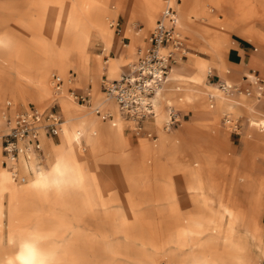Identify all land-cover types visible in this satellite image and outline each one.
Wrapping results in <instances>:
<instances>
[{
  "label": "bare ground",
  "instance_id": "obj_1",
  "mask_svg": "<svg viewBox=\"0 0 264 264\" xmlns=\"http://www.w3.org/2000/svg\"><path fill=\"white\" fill-rule=\"evenodd\" d=\"M110 1L34 0L35 13L13 20L0 19V107L6 98L15 108H30L33 102L42 109L57 101L64 116L61 142L55 143L52 136L41 132L43 156L48 155V163L41 168H35V151L22 149L15 158H7L12 171L3 165L0 153V231L5 195L10 201V221L16 205L24 209L32 205L36 215L18 239L10 238L9 242L17 248L1 251L0 264H82L75 260L85 256L73 247L79 234L72 224L78 219L77 203H83L87 210L98 205L115 222L112 232L102 240H112L110 236L119 234L126 240H148L142 258L133 257L137 264H264V175H257L254 170L257 158L264 160V116L247 94L236 92L240 95L236 97L208 82L213 69L217 73L226 69L231 35L250 32L252 16L264 23V0H241L238 5L234 2L232 20L227 19L228 7L221 0H170L177 11L176 33L181 28L194 44L210 53H224L225 57L223 62H210L191 53L181 68L171 67L164 82L168 84L159 87L153 96L156 108L159 99L164 98L180 110L206 114L200 122L195 117L185 121L184 131L192 137L186 140L177 129L171 133L163 129L167 114L157 111L154 120L158 138L153 142L145 138L139 141L143 160L133 167L136 176L127 181L138 182L147 194L166 202L170 238L161 245L155 241L159 237L157 226L142 225L136 214L138 197L129 191H114L118 180L111 164L116 159L131 160L125 129L132 121L124 118L114 101L105 98L100 83L104 74L117 79L127 70L124 65L138 45L147 43L144 35L155 24L165 2L136 0L121 37L130 42L117 46L112 21L117 22L125 7L122 0H117L115 6ZM206 5L210 6L209 11L204 9ZM137 16L145 28H132L131 22ZM96 38L104 44L103 52L108 54L105 60L90 53ZM122 47L128 48L124 51ZM70 67L77 71L75 81L71 79ZM188 67L193 69L191 73L187 72ZM52 76L65 79L60 90ZM181 78V85L175 82ZM89 82L97 96L101 94L95 102L100 113L94 106L77 103L73 98L70 84L83 86ZM92 95L94 98V92ZM241 96L246 99L240 100ZM106 113H111L112 119L105 117ZM233 113L246 117L245 130L238 131L245 139L239 153L231 151L230 130L220 129L221 115L232 117ZM201 133L205 140L193 139ZM30 167L34 176L29 180L13 177L18 170L23 179ZM249 193L251 213L244 202ZM114 207L118 208L115 212ZM68 209L76 214L68 217ZM51 213L52 223L46 225L43 215ZM57 213L61 216L56 217ZM67 231L72 238H66ZM249 240H256L262 262L251 255ZM104 243L109 254H124V243Z\"/></svg>",
  "mask_w": 264,
  "mask_h": 264
},
{
  "label": "rangeland",
  "instance_id": "obj_2",
  "mask_svg": "<svg viewBox=\"0 0 264 264\" xmlns=\"http://www.w3.org/2000/svg\"><path fill=\"white\" fill-rule=\"evenodd\" d=\"M122 1L124 2L125 9L119 12L118 17H117V22L115 20L112 21L113 22L112 27L115 28L114 43L117 46L120 42L121 44L130 42L129 38H121V37L130 19L129 18V16L131 15L130 11L133 5L136 3V0H122ZM116 2L117 0H111L110 1L111 6H115ZM234 2L237 3L238 5L240 4L241 0H221L222 5L225 7H228V13L226 14V16H227V19L229 20H232L234 17L233 6H232L234 5L233 4ZM35 4L36 2H34V0H0V19L13 20L15 18L21 17L22 14L35 13L37 11V8H36L37 6ZM204 9L209 11L210 6L206 5ZM219 16L224 18L223 14H220ZM249 21L253 22L250 32H247V33L245 32L244 34L233 33L230 38L229 48L231 46L233 37L243 38L249 41L254 47H256L258 49L257 52L264 54V23L261 20L256 19V17L254 16H252ZM154 25H152V27L148 30V33L144 35L146 42H147V39L150 33L153 30ZM131 26L134 30H140L141 28L146 27L144 21L139 16H137L136 18L132 20ZM180 31H179L180 33H176V34H179V39L184 43V47L186 49H185V53L183 54V58H179L178 64H175L172 67L181 68L184 62H188L191 53L207 58L210 62H213V61L223 62V59L225 57L224 53H217V54L212 53V52L210 53V51L205 49V47L194 44L192 41H190V36L188 35V33L183 32L181 28H180ZM146 46H147V43H144L143 45H138L136 47L134 51V56L126 62V64L124 65V70L126 69L127 64L132 63L137 60L138 55H139V50L140 49L144 50ZM103 48H104V44L102 40L100 38H96L94 40L93 46L90 48V53L93 57L98 56L101 58V60H105L108 58V54L104 53L105 51L103 52ZM127 48L128 47H124V48L122 47L121 50L126 51ZM168 49L169 48H165L163 49V51L165 52ZM114 53H115L114 51L111 52L112 55H115ZM179 57H181V54L179 55ZM225 66L229 67L228 64H225ZM69 70H70V73H73V75L77 73V71L73 67H70ZM192 71L193 69L191 67L187 68V72L191 73ZM53 74L57 75L58 72L54 70ZM73 75H72V78H73ZM52 78L54 79L53 76ZM175 82L181 85V82H184V81L181 78L180 80H177ZM208 82L211 84V82L209 81V78H208ZM88 84H91L93 87L94 98L92 100L93 103L91 105L95 107V102L98 98L101 97V94L97 96L96 90L93 84L91 82H89ZM167 84L168 82L163 85H167ZM81 85L78 84L79 87L87 86V84L83 86ZM70 86L71 87L77 86V84L76 83L75 85L70 84ZM237 96H240V95H236V97ZM249 98L253 102H255L254 98H251L250 96H248V99ZM163 99H159L156 112L162 111L164 112V114H167L169 106H172L179 113V116H180V125L174 129L172 128L166 131L168 133L169 132L171 133L172 131L177 129L180 133H182V135L184 136L186 140H191L192 137L188 136L187 133L184 131L185 126H186L185 121L191 120L195 117V119L200 122L205 119L206 117L205 112L192 111V110H180L175 104L170 105L168 102L165 101L166 99L164 100ZM245 99L246 97L244 96L240 97V100L242 101ZM29 106H35L38 108V105H36L33 102H31ZM22 109H28V108L22 105L15 108L10 98H6L4 105L0 107V153H1V157L3 161L8 160L7 158L3 156L4 153H3V149L1 145V135L3 132H5L4 115L13 114L14 112L22 110ZM89 109H92V108L90 107ZM39 110L42 112H49V111L57 112L61 116V122L64 121V116L61 112L60 104L57 101H55L51 105L45 106L42 109L40 108ZM258 110L260 111V115L264 116V112L259 107H258ZM2 112H4L3 116H2ZM124 118L128 119L125 116ZM223 118L224 116L221 115L220 129H221V132H229L228 130H230V140H231L230 146H231L232 153L242 152L244 149V145H245L244 144L245 139H244L243 134L238 133V131L242 132L245 130L246 117L243 114H239V115L235 113L232 114L233 122H237L239 125L237 131H233L230 126L224 125ZM109 119H112V117ZM131 121L130 122L132 125H130L129 128L127 127L125 129V140H126V143L128 144V151L130 152L132 161L116 159L115 163L111 164V167H112L111 169L113 170V174L114 175L117 174L115 176L117 177V180H118L117 187L114 188V191H118V192H128L129 191L134 194L135 198L138 197L137 199L138 205L136 207V214L141 218L140 220H141L142 225L157 226L159 230V234H158L159 237H157V240L155 241L158 242L159 245H161V244L166 243V241L169 240L170 238L169 212L167 209L166 202L163 199H162L163 201L161 202L160 197H157L158 198L157 199L147 194L148 191L140 187V184L138 182L135 183L133 180L127 181L130 178H133L136 176V174L132 171L133 167L136 164L141 163V161L143 160L142 155L140 153V146H139L140 139L145 138L148 141L153 142L156 138H158L157 126L155 124L154 117H151V118H148L144 122L143 129L139 133H136L134 129L136 127V123L138 124V122L136 121L135 123L133 122V120ZM164 122L165 121H163L161 125L163 129H165ZM147 132H152V134L156 135V138L148 137ZM59 133L60 134L58 136L52 137L55 143L61 142V138H60L61 132ZM198 135L199 134L194 136L193 139H200V140L204 139L205 140L203 133H201V136H198ZM35 153H36V159L34 162L35 168H41L46 163H48V155L43 156V158L41 159V156L39 155L40 152L38 153L35 152ZM101 159H103V156ZM8 162L9 163L7 165L4 163L3 165L7 169H9V171H12L14 168L11 166L9 160ZM254 170L257 175H264V160H262L261 158H257V162L255 163ZM33 173L34 172L32 168L30 167V171L28 172L26 177H23V179H20V172L18 170H17V174L15 175L13 174V177H15L18 181L22 180L25 182L34 176ZM250 195L251 194L249 193V195L246 194L244 196V202L246 203L245 205L247 209L249 208V211L251 213L252 210L250 208L252 206L251 204H248L250 203V200L252 198ZM3 201L5 202V206H4L5 216L3 217L4 223H3L2 232L0 231V241L2 242L0 243V252L1 251H8V252L15 251L17 247L15 244L9 242L10 238L14 237L15 240L18 239V236L20 235V233L24 231V227L26 226V224L29 222V220L35 218L36 215L34 212H32V209H33L32 205L26 206V209L21 208L20 205H16L15 215L13 214V220L10 221V211H9L10 207L8 205L10 202L9 197L5 195ZM45 207L46 205H43L44 209ZM61 208L64 209L63 206H61ZM116 209L118 208L114 207L112 208V211L115 212ZM76 210L78 214V219L72 220V224L74 228H76L79 231V234L77 237H75L76 242L75 244H73V247L75 251L85 256L82 259L75 260L76 262H79L82 264H110L111 262L118 263V264H137V260L134 259L133 257L142 258V256L144 255V252L148 248V244H146V241L148 240H139V237H136L133 240H126L124 236L120 234L118 237L110 236L109 239H112V240H102L104 235H108L112 232L115 222L113 220H110L106 216L104 210L98 205H95L92 207V209L87 210L83 203H77ZM53 211H55V209ZM67 214H68L67 215L68 217H73V214H76V213L74 210L72 211L68 209ZM59 215L61 216L60 213H57L56 217H58ZM43 216L45 217V224L50 225L52 223L51 217L53 216V214L52 213L45 214ZM116 223L118 224V222ZM48 227L49 226H47V228ZM66 238L68 239L72 238V234L70 231L66 232ZM105 241L112 242L116 246L117 245L119 246L122 243H124L122 244L124 254H118L116 256L109 254L104 246ZM131 241H132V244H130ZM165 246L166 248H170L169 245L167 244ZM249 247L251 249V255L258 261L262 262L263 257L259 255V250L256 247V240H249ZM159 259L164 260V261L166 260V258L163 256H159Z\"/></svg>",
  "mask_w": 264,
  "mask_h": 264
},
{
  "label": "built area",
  "instance_id": "obj_3",
  "mask_svg": "<svg viewBox=\"0 0 264 264\" xmlns=\"http://www.w3.org/2000/svg\"><path fill=\"white\" fill-rule=\"evenodd\" d=\"M164 8L160 11L154 28L147 39V47L139 50L136 61L127 65V70L117 79L104 77L100 83L101 92L107 100H112L118 106L120 113L128 119L138 122L135 132L143 129L144 122L156 115V104L153 96L168 78L169 70L177 63L179 55L185 53L184 43L176 34L177 11L170 0H164ZM169 48L167 51L163 49ZM57 89H61L63 79L54 76ZM73 79V78H71ZM219 87L227 92H244L254 95L258 101L264 102V79L256 77L251 86H240L227 82H219ZM76 102L91 105L92 92L90 89L79 92L71 89ZM97 113L100 109L95 107ZM105 117L111 118V113ZM224 124L238 130V123L232 117L224 116ZM180 123L179 113L169 106L167 119L164 122L165 130H170ZM61 116L57 112H42L35 106L22 109L13 114L4 115L5 132L1 135V145L6 158H15L22 149L43 152L40 135L41 132L56 137L60 133ZM148 137L156 138L152 132ZM7 165L8 160H4Z\"/></svg>",
  "mask_w": 264,
  "mask_h": 264
},
{
  "label": "crops",
  "instance_id": "obj_4",
  "mask_svg": "<svg viewBox=\"0 0 264 264\" xmlns=\"http://www.w3.org/2000/svg\"><path fill=\"white\" fill-rule=\"evenodd\" d=\"M257 51L258 49L254 47L249 41L243 38L233 37L231 46L227 53L226 64H228L229 67H226V69H221L219 73H217V71L213 69L214 72H212L208 76L209 81L215 84H218L219 82L230 81L231 83L236 84L241 88H244L251 86V81L254 80L256 77L264 79V54ZM114 54L116 55V53ZM179 58H183V55ZM178 62L179 59L177 63ZM106 76V74L103 75V77ZM75 78L76 74L73 75V81H75ZM64 83L65 80L63 79V84ZM70 88L76 89L79 92H84L90 89L93 94V87L91 84H88L86 87L73 86ZM233 93L235 95L239 94L238 92V94L236 92ZM248 96L254 98L256 102V107H259L264 112V102L258 101L254 95ZM179 125L180 123L173 128H176ZM43 155L44 151L41 154V159L43 158Z\"/></svg>",
  "mask_w": 264,
  "mask_h": 264
}]
</instances>
